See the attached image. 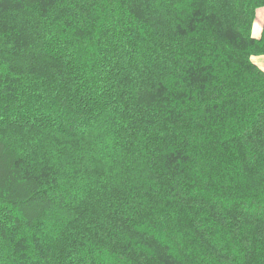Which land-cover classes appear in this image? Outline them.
<instances>
[{"label":"trees","instance_id":"obj_1","mask_svg":"<svg viewBox=\"0 0 264 264\" xmlns=\"http://www.w3.org/2000/svg\"><path fill=\"white\" fill-rule=\"evenodd\" d=\"M264 0H0V264H264Z\"/></svg>","mask_w":264,"mask_h":264},{"label":"crops","instance_id":"obj_2","mask_svg":"<svg viewBox=\"0 0 264 264\" xmlns=\"http://www.w3.org/2000/svg\"><path fill=\"white\" fill-rule=\"evenodd\" d=\"M263 24H264V9L260 10L257 14V19L253 31V34L256 38H259L261 36ZM259 62H262L263 63L262 65H264V58H260Z\"/></svg>","mask_w":264,"mask_h":264},{"label":"rangeland","instance_id":"obj_3","mask_svg":"<svg viewBox=\"0 0 264 264\" xmlns=\"http://www.w3.org/2000/svg\"><path fill=\"white\" fill-rule=\"evenodd\" d=\"M260 63V65H262L263 63L262 62H259ZM262 66H264V65H262Z\"/></svg>","mask_w":264,"mask_h":264}]
</instances>
